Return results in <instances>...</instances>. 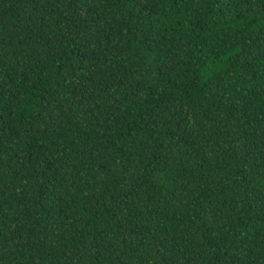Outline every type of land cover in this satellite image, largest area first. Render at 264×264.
Instances as JSON below:
<instances>
[{"label":"trees","instance_id":"trees-1","mask_svg":"<svg viewBox=\"0 0 264 264\" xmlns=\"http://www.w3.org/2000/svg\"><path fill=\"white\" fill-rule=\"evenodd\" d=\"M0 264H264V0H0Z\"/></svg>","mask_w":264,"mask_h":264}]
</instances>
